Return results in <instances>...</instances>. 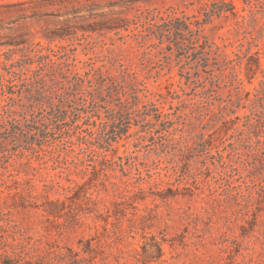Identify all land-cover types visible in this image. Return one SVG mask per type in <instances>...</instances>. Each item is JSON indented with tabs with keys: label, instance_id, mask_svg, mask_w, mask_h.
<instances>
[{
	"label": "rangeland",
	"instance_id": "obj_1",
	"mask_svg": "<svg viewBox=\"0 0 264 264\" xmlns=\"http://www.w3.org/2000/svg\"><path fill=\"white\" fill-rule=\"evenodd\" d=\"M206 3L207 67L140 37ZM0 194L84 264H264V0H0Z\"/></svg>",
	"mask_w": 264,
	"mask_h": 264
},
{
	"label": "trees",
	"instance_id": "obj_2",
	"mask_svg": "<svg viewBox=\"0 0 264 264\" xmlns=\"http://www.w3.org/2000/svg\"><path fill=\"white\" fill-rule=\"evenodd\" d=\"M223 5L233 7L231 3ZM228 11L230 10H224L218 4L206 3L199 10L202 18L197 16L179 17V12L173 8L165 13L160 11L148 12L144 17L145 22L141 24L143 31H141L142 35L140 37L143 40L155 38L160 45H163L165 41L169 42L168 52H172L173 46H175L180 53L179 55L182 56H188L192 51V56L195 59H202L204 56L209 57L213 51V45L205 37H202L204 27L211 24L214 17H220ZM134 37L137 38L138 36L134 35ZM202 39H205V41L202 42ZM202 60L205 61L203 67H207L209 58H203ZM121 67L126 68L122 72L124 76H132L130 74L133 70L131 65L121 64ZM115 83L113 81V84ZM143 108L145 110L143 114L147 117L151 116V113H155L158 119L161 118V114L154 104L145 105ZM130 121L131 118H128V123ZM157 133L162 135L161 132ZM19 207L22 206L8 205L3 202L0 194V264H62V262L65 264H84V261L74 259V256L62 255L61 250H53V248L42 246L39 241L33 242V239L28 236L27 229L16 218ZM23 209L26 208L23 207ZM77 256L75 255V257Z\"/></svg>",
	"mask_w": 264,
	"mask_h": 264
}]
</instances>
